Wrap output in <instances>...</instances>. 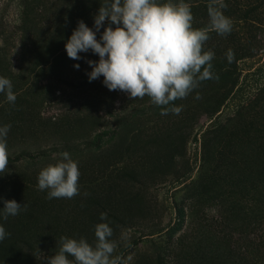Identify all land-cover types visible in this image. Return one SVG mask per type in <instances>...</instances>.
<instances>
[{
    "label": "rangeland",
    "instance_id": "374dc122",
    "mask_svg": "<svg viewBox=\"0 0 264 264\" xmlns=\"http://www.w3.org/2000/svg\"><path fill=\"white\" fill-rule=\"evenodd\" d=\"M103 2L0 0V76L16 95L13 105L0 93V126L11 125L0 174V224L10 235L0 241V264H42L39 251L54 255L61 236L93 243L101 222L113 229L122 264H229L245 250L256 258L264 243V0H225L232 31L212 32L204 45L219 80L201 82L170 105L182 106L179 114L167 115L148 97L108 90L102 76L89 82L86 60L98 55L68 58L77 22L92 28ZM186 2L194 27L206 26L208 0ZM63 151L78 162L80 194L49 200L37 176ZM12 199L27 209L4 221L3 201Z\"/></svg>",
    "mask_w": 264,
    "mask_h": 264
},
{
    "label": "clouds",
    "instance_id": "9594fccd",
    "mask_svg": "<svg viewBox=\"0 0 264 264\" xmlns=\"http://www.w3.org/2000/svg\"><path fill=\"white\" fill-rule=\"evenodd\" d=\"M225 0H208V23L194 27L195 17L186 0H104L94 15V25L88 27L83 20L65 43V51L72 60L82 59L81 53L91 51L99 60H86L91 71L86 73L89 82L103 77V84L110 91H121L129 99H144L162 109L161 115L179 114L182 106H171L185 99L201 82L219 80L213 71L214 52L205 50L210 33L220 36L231 33L233 22L224 14ZM107 22V26H105ZM103 32L99 39L97 33ZM229 63L235 53H226ZM79 69L80 65H74ZM0 93L15 104L16 95L10 79L0 76ZM196 99H200L197 93ZM11 125L0 126V174L8 171L9 154L7 135ZM60 159L43 167L37 176V188L47 191V199H72L80 194V170L71 154L59 153ZM88 195L87 192L84 193ZM2 219L16 216L22 207L14 199L4 200ZM107 219L106 213L100 220ZM10 233L0 224V241ZM94 242L61 236L54 255L45 256L39 251L42 264H122L117 252L118 243L108 223L94 226ZM120 239L126 241L122 233ZM130 246V245H129ZM71 257V259H70Z\"/></svg>",
    "mask_w": 264,
    "mask_h": 264
},
{
    "label": "trees",
    "instance_id": "16d2710c",
    "mask_svg": "<svg viewBox=\"0 0 264 264\" xmlns=\"http://www.w3.org/2000/svg\"><path fill=\"white\" fill-rule=\"evenodd\" d=\"M262 139H264V135L262 136ZM262 152L264 153V142H262ZM258 222L262 224V229L264 233V211L263 214L258 218ZM262 247L264 248V243L262 244ZM262 248V252L260 255H257L256 258H251L250 253L245 250L243 253H238L236 255V260H231L229 264H264V249ZM229 249L232 253L235 252V248H232L229 246ZM249 249V248H248ZM229 256H227V259Z\"/></svg>",
    "mask_w": 264,
    "mask_h": 264
}]
</instances>
